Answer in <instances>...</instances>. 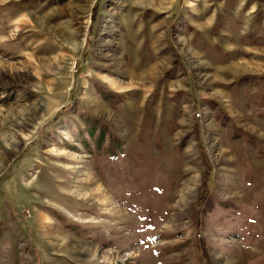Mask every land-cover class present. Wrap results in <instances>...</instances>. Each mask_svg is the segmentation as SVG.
Returning <instances> with one entry per match:
<instances>
[{
  "label": "rangeland",
  "instance_id": "1",
  "mask_svg": "<svg viewBox=\"0 0 264 264\" xmlns=\"http://www.w3.org/2000/svg\"><path fill=\"white\" fill-rule=\"evenodd\" d=\"M0 264H264V0H0Z\"/></svg>",
  "mask_w": 264,
  "mask_h": 264
}]
</instances>
